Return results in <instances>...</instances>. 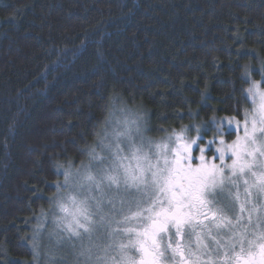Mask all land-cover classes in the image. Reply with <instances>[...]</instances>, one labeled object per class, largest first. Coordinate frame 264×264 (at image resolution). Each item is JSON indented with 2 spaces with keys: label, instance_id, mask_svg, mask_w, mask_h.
Returning <instances> with one entry per match:
<instances>
[{
  "label": "trees",
  "instance_id": "obj_1",
  "mask_svg": "<svg viewBox=\"0 0 264 264\" xmlns=\"http://www.w3.org/2000/svg\"><path fill=\"white\" fill-rule=\"evenodd\" d=\"M261 61L264 0H0V264L33 263L62 173L112 113L154 140L203 132L248 110Z\"/></svg>",
  "mask_w": 264,
  "mask_h": 264
},
{
  "label": "snow or ice",
  "instance_id": "obj_2",
  "mask_svg": "<svg viewBox=\"0 0 264 264\" xmlns=\"http://www.w3.org/2000/svg\"><path fill=\"white\" fill-rule=\"evenodd\" d=\"M241 79L252 105L242 122L213 119L203 133L193 124L153 140L137 114L95 132L81 149L89 163L57 185L69 189L75 175L82 197L57 199L66 233L57 247L78 245V264H264V61Z\"/></svg>",
  "mask_w": 264,
  "mask_h": 264
},
{
  "label": "rangeland",
  "instance_id": "obj_3",
  "mask_svg": "<svg viewBox=\"0 0 264 264\" xmlns=\"http://www.w3.org/2000/svg\"><path fill=\"white\" fill-rule=\"evenodd\" d=\"M260 79H261L260 76H258L256 79H253V80L259 82ZM249 103H250V106L248 108V111H251L252 105H251L250 101H249ZM124 112L127 114H125ZM124 112H123V110H121V111H117V112L112 113L110 115L108 121L106 122L105 128H108L109 131H111L113 126H119L118 122L124 120L126 117L127 118H135V115H137V114L132 113L130 111H124ZM226 118H228V117H224L221 120H224ZM235 119L241 120V122H242V116L239 119H237V118H235ZM103 130H102V132H103ZM224 131H225V137H224L225 140L230 142L231 140H229V135H227L229 129L227 127H225ZM201 133H203V132H201ZM146 134L149 136V134H150L149 131ZM238 134H242V133H238ZM170 135H172V134H170ZM170 135L168 134L163 139H166ZM188 135H195V133H189ZM213 136H215V131L206 135L205 139H212ZM233 136L234 137L232 138V140L235 139V135H233ZM151 139H153V138H151ZM157 140H161V139H157ZM97 151H99V149H97ZM88 163H89V158H88L87 164ZM84 165H86V164H84ZM77 171L82 172L83 169L81 167L77 168V170H75L73 173L75 174ZM64 183H65V179L63 181V184ZM69 185H70L69 189L61 188V192L59 193V195L57 196V198L55 200V205H54L55 211H54V218H53L54 220L48 221L44 225L43 230L41 229L42 236H40V239H41L42 247H41L40 251H39V247H38V250L35 251L36 257L34 258V261L32 264H52L51 256L53 254L55 255L57 260L62 261V264H78V260H77V256H76V251L79 247L78 245H77V248L74 249V248H72V246H70L66 243H63V242L61 243L60 247H57V243H56L57 235H61V236L66 235V233L62 232V227H63L64 221L61 218L64 217V213L59 211L57 204H56L57 199L59 197H67L70 194L76 195L77 199L82 198L78 194L75 175H73L72 177L69 178ZM37 235H38V237H37L38 239H37V241L35 239V246L39 242V232H37ZM94 242L102 243L103 240L100 239V240H96ZM85 243H87V241H85Z\"/></svg>",
  "mask_w": 264,
  "mask_h": 264
},
{
  "label": "bare ground",
  "instance_id": "obj_4",
  "mask_svg": "<svg viewBox=\"0 0 264 264\" xmlns=\"http://www.w3.org/2000/svg\"><path fill=\"white\" fill-rule=\"evenodd\" d=\"M238 119V118H237ZM96 143V142H95Z\"/></svg>",
  "mask_w": 264,
  "mask_h": 264
}]
</instances>
